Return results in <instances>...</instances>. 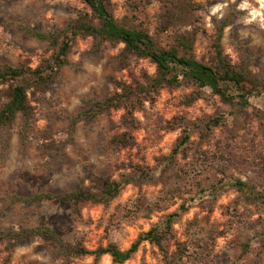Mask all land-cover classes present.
Returning a JSON list of instances; mask_svg holds the SVG:
<instances>
[{
	"label": "rangeland",
	"instance_id": "rangeland-1",
	"mask_svg": "<svg viewBox=\"0 0 264 264\" xmlns=\"http://www.w3.org/2000/svg\"><path fill=\"white\" fill-rule=\"evenodd\" d=\"M197 1L202 8L196 58L211 59L215 24L232 13L222 39L224 50L233 62L245 58L264 80V0ZM110 2L119 22L145 29L161 47L172 42L173 31L157 29L158 3L145 14L134 11L128 0ZM79 10H87L81 0H0V66L35 68L53 52L46 40L27 34L19 24L59 29ZM122 47L104 42L96 53L91 37H77L69 64L54 82L41 90L28 89L32 117L25 140L21 114L11 128H0V227L44 224L71 242L82 240L89 249L109 242L126 249L139 233L184 204L186 210L173 223L174 238L166 245L170 254L180 245L177 264H264V206L228 182V177L250 181L264 193V119L258 114L264 111V98H252L246 114L233 116L230 105L207 88L189 104L194 87L184 80L164 87L153 99L142 94L92 122L79 121L71 140L70 119L87 108L89 98L100 100L116 92L115 80L135 86L154 74L155 65L136 56L124 69H116ZM6 88L0 85V102L6 99ZM219 116L224 117L221 124L206 127ZM184 129L189 133L186 149L173 155ZM124 132L129 143L114 146L112 138ZM55 144H64L63 154L41 152V146ZM92 174L110 175L122 185L113 197L83 203L80 214L59 201H13L14 196L29 198L40 191L95 190ZM242 243L250 246L240 256ZM6 256L0 244V264ZM92 261L87 255L71 264ZM7 264L65 263L52 256L42 239L32 237L13 250ZM98 264H112L111 257L103 255ZM122 264L168 263L157 246L145 241Z\"/></svg>",
	"mask_w": 264,
	"mask_h": 264
},
{
	"label": "trees",
	"instance_id": "trees-1",
	"mask_svg": "<svg viewBox=\"0 0 264 264\" xmlns=\"http://www.w3.org/2000/svg\"><path fill=\"white\" fill-rule=\"evenodd\" d=\"M81 1L87 6V10L77 11L76 16L66 22L62 28L43 31L18 25L27 34L46 40L53 48V52L49 59L35 68L25 64L10 63L0 66V85L7 84L4 90L6 99L0 102V128H11L18 114H21L24 124L22 135L25 140L26 129L32 117L28 89L33 87L41 90L54 82L60 70L69 64V51L80 36L93 39V50L96 53H99L104 42L113 45L123 44L115 59L118 70L125 68L131 56H136L148 58L155 65V72L148 77L146 84L132 86L124 81L115 80L116 92L100 100L89 98L87 108L77 112L70 119L71 140L75 125L79 121L92 122L111 109L127 106V101L132 97L139 98L142 94L153 99L164 87H176L184 80L194 87L187 97L189 104L200 98L203 90L207 88L218 95L224 103L230 105L233 116L246 114L252 98H264V80L250 69L249 62L245 58L240 62H233L224 50L222 39L225 28L232 22V13L215 24L211 59L202 62L194 55V41L199 30L198 23L201 20L202 8L197 0H128L134 11L145 14L150 5L158 3L157 29L162 33L174 32L172 42L167 47L159 46L145 29L119 22L112 13L110 0ZM132 110V108L128 109L127 114H132ZM258 114L264 119L263 110H259ZM223 119L224 117L221 116L214 117L206 123V127L212 124L218 126ZM183 132L173 148V155L186 149L189 133L186 129ZM111 142L114 146H126L129 143V134L124 132L116 135ZM63 148L64 144H55L51 147L43 145L41 152L50 154L56 150L59 154H63ZM92 180L95 183V190L81 186L64 192L40 191L34 192L29 198L14 196L13 201L25 203L59 201L69 203L74 212L80 214L83 203L113 197L122 185L121 181L106 174H92ZM228 182L238 191L253 197L264 206V193L259 191L254 183L236 177H228ZM215 188L216 186H213V190ZM185 210L186 206L181 204L179 211L162 217L148 230L139 233L126 249L119 248L114 242L89 249L82 240L71 242L54 228L44 224L20 226L18 229L0 227V244H3L7 252L2 264L10 262L13 250L32 237L42 239L50 248L52 256L61 259L65 264H71L75 259L87 255L93 257L91 264H98L103 255H109L112 264H122L130 259L145 241L157 246L168 264H177L181 258L180 253L177 252L180 245L176 243L178 250L171 254L166 245L174 238V221ZM249 246V243L241 244L240 256L249 251Z\"/></svg>",
	"mask_w": 264,
	"mask_h": 264
}]
</instances>
